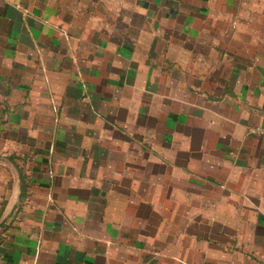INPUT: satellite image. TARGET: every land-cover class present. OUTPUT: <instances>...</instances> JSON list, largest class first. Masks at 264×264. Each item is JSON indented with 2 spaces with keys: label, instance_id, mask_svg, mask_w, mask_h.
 <instances>
[{
  "label": "crops",
  "instance_id": "1",
  "mask_svg": "<svg viewBox=\"0 0 264 264\" xmlns=\"http://www.w3.org/2000/svg\"><path fill=\"white\" fill-rule=\"evenodd\" d=\"M264 0H0V264H264Z\"/></svg>",
  "mask_w": 264,
  "mask_h": 264
},
{
  "label": "built area",
  "instance_id": "2",
  "mask_svg": "<svg viewBox=\"0 0 264 264\" xmlns=\"http://www.w3.org/2000/svg\"><path fill=\"white\" fill-rule=\"evenodd\" d=\"M257 131L264 135V127H258Z\"/></svg>",
  "mask_w": 264,
  "mask_h": 264
}]
</instances>
